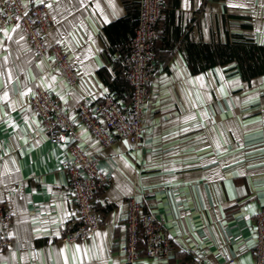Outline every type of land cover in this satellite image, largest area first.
<instances>
[{"label":"crops","instance_id":"crops-1","mask_svg":"<svg viewBox=\"0 0 264 264\" xmlns=\"http://www.w3.org/2000/svg\"><path fill=\"white\" fill-rule=\"evenodd\" d=\"M44 1L54 18L49 40L68 53L77 81L37 56L20 26L0 27V203L12 211L14 233L0 264H176L191 257L254 264L253 217L264 210V71L251 69L264 66V0H187V7L163 0L158 67L137 146L126 138L101 145L74 110L81 98L109 92L129 101L122 57L137 0ZM37 88L68 108L79 146L98 152L109 179L96 203L101 225L86 239L60 238L64 213L76 212L64 170L69 138L49 141L28 103ZM128 197L166 226L173 255L141 253L126 262L120 246Z\"/></svg>","mask_w":264,"mask_h":264},{"label":"built area","instance_id":"built-area-1","mask_svg":"<svg viewBox=\"0 0 264 264\" xmlns=\"http://www.w3.org/2000/svg\"><path fill=\"white\" fill-rule=\"evenodd\" d=\"M30 0H0V27L18 25L25 32L33 51L45 57L51 68L63 74L71 84L77 73L68 53L58 42L49 40L54 25L51 7L47 1L29 3ZM138 17L134 36L126 45L122 57L124 77L129 87V101L122 102L113 92L99 99L83 97L74 110L84 127L106 146L116 139L126 138L140 145L144 133L143 110L149 88L157 70L155 44L158 37L157 21L163 0H137ZM41 119L52 144L66 137L68 159L64 164L75 216L68 218L60 238L65 241L86 239L101 225L103 216L96 207L98 193L108 183V177L97 166V151L88 154L78 144L80 133L69 115V110L56 96L37 88L28 101ZM13 214L6 203H0V250L9 244L7 235ZM256 240L252 248L254 264H264V210L253 217ZM124 243L120 246L126 262L133 263L143 253L147 257H168L175 247L166 226L148 211L141 209L135 197L127 198V212L123 223ZM37 257V250H33ZM176 264H205L199 257L177 260Z\"/></svg>","mask_w":264,"mask_h":264},{"label":"snow or ice","instance_id":"snow-or-ice-1","mask_svg":"<svg viewBox=\"0 0 264 264\" xmlns=\"http://www.w3.org/2000/svg\"><path fill=\"white\" fill-rule=\"evenodd\" d=\"M36 2H37V3H43L44 0H36ZM97 7H99V4H97ZM185 7H187V0H185ZM101 12H103V9H101ZM105 20H107V17H105ZM4 31H6V30H4ZM261 42L264 43V41H261ZM53 79H55V78L53 77ZM29 91H30V89H29ZM104 91L107 92L108 90L105 89ZM7 95H8V93L5 92V93H4V96L7 97ZM21 95H23V93H21ZM125 143H126V141H125ZM71 216H75V213H69V212H65V213H64V217H65L66 219H67L68 217H71ZM54 234L58 236V235L60 234L59 230H58V229H57V230H54ZM7 235H8V236H12V235H14V233L9 232V233H7ZM80 247H81V246H80L79 244L76 245V248H77V249H80Z\"/></svg>","mask_w":264,"mask_h":264},{"label":"trees","instance_id":"trees-1","mask_svg":"<svg viewBox=\"0 0 264 264\" xmlns=\"http://www.w3.org/2000/svg\"><path fill=\"white\" fill-rule=\"evenodd\" d=\"M137 17H138V11H137ZM137 17H136V22L134 23V25H133V36H134V34H135V30H136V27H137V23H138V21H137ZM136 26V27H135ZM135 28V29H134ZM132 36V37H133ZM131 37V38H132ZM259 51H261V52H263L264 53V48H261ZM226 57H228V56H226ZM230 57V56H229ZM264 71V66H262V67H257V68H253V69H251V73H253V72H260V71ZM128 90H129V87H128ZM130 95V94H129Z\"/></svg>","mask_w":264,"mask_h":264}]
</instances>
